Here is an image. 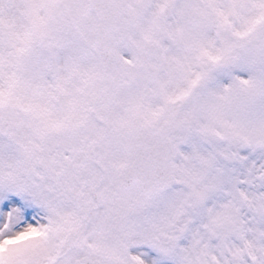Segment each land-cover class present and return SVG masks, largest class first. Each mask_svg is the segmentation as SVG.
Returning <instances> with one entry per match:
<instances>
[{"label":"snow or ice","instance_id":"obj_1","mask_svg":"<svg viewBox=\"0 0 264 264\" xmlns=\"http://www.w3.org/2000/svg\"><path fill=\"white\" fill-rule=\"evenodd\" d=\"M0 264H264V0H0Z\"/></svg>","mask_w":264,"mask_h":264}]
</instances>
